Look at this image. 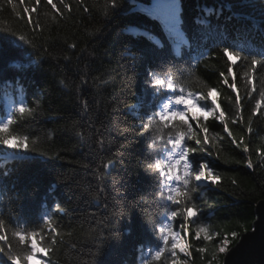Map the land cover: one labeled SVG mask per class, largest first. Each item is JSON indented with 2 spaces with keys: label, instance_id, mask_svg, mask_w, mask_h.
I'll return each mask as SVG.
<instances>
[{
  "label": "trees",
  "instance_id": "trees-1",
  "mask_svg": "<svg viewBox=\"0 0 264 264\" xmlns=\"http://www.w3.org/2000/svg\"><path fill=\"white\" fill-rule=\"evenodd\" d=\"M64 2L69 8L60 0H53L57 9L46 0L38 5L36 0H0V127L11 118L12 134L27 135L29 147L45 153L0 146V219L8 235L23 229L47 237L43 219L48 215L57 228L48 257L53 264H147L161 248L164 254L152 264H221V242L230 240L231 248L252 230L255 208L264 200V102L254 114L264 66L258 64L255 72L250 66L251 57L264 59V0H118L107 18L105 0ZM25 7L36 12L29 16ZM160 7H167L168 14L158 13ZM224 47L241 55L231 74ZM221 73L228 76L227 84ZM167 78L177 92L154 85L155 79ZM181 86L183 94L197 97L215 89L220 104L200 125L192 121V138L185 137L193 170L207 162L220 175L215 185H197L188 206L195 205L199 215L187 221L184 198L180 206L172 205L161 195L159 173L146 167L176 155L167 143L174 127L161 128L163 139L157 144L155 127L144 131ZM21 104L32 114L21 115L16 110ZM219 111L225 113L223 123ZM114 121L128 131L105 132ZM81 131L93 134L91 148L81 147ZM103 137L112 143L101 150ZM108 158L113 163L104 169ZM116 202L126 215L112 223ZM174 210L178 215L169 221ZM166 225L179 233L190 255L179 249L175 257L170 254L171 243L166 247L160 232ZM200 227L206 231L197 238ZM102 237L109 239L97 255Z\"/></svg>",
  "mask_w": 264,
  "mask_h": 264
},
{
  "label": "snow or ice",
  "instance_id": "snow-or-ice-1",
  "mask_svg": "<svg viewBox=\"0 0 264 264\" xmlns=\"http://www.w3.org/2000/svg\"><path fill=\"white\" fill-rule=\"evenodd\" d=\"M10 3V0H9ZM20 3H24V0H20ZM40 0H36V4L38 5ZM46 3L51 5L53 9H57V4L53 3V0H46ZM60 4L63 5L64 8H69V5L64 2V0H60ZM119 5L118 0H105L104 4V15L105 17H109L111 15V10ZM87 11V8L85 9ZM156 11L158 13L167 15L168 9L167 7L157 8ZM24 12L29 16L33 12H36L35 7H25ZM62 14V13H61ZM22 18V17H21ZM34 26H39V20L32 21ZM100 30L97 29V32ZM21 40L24 39L23 36L20 37ZM75 47V45H72ZM224 55L229 60L228 73L231 74L232 64L241 58L240 53L233 51L230 48L224 47L222 49ZM68 59V57H65ZM244 59H249L248 57H244ZM264 66V59H258L256 57L250 58V66L251 71L255 72L257 70V65ZM223 77V81L225 84L228 83V76L224 75V73L220 74ZM86 81H82L85 83ZM61 84H64V81H60ZM248 84L252 85V79L249 77ZM154 85L159 88H165L169 91L177 92V87L171 78L167 79H155ZM66 87V85H65ZM100 85H97L99 88ZM233 91H236L235 83L232 85ZM179 94L174 97L171 104L176 106V110H173L171 105H166L165 109L162 113H158L155 119L148 121L146 125H144V131L155 127L157 134L154 136V144H157V141L163 139V136L160 135L161 128L163 129H172L174 127L175 134L169 135L167 139V143L175 150V156H169L166 161L157 162L154 165H147L146 167L152 171L159 173L163 180L164 190L161 195L168 200L174 206H180L182 204L181 197H183V216L185 221L189 218H195L199 215V210L195 205L188 206L192 201V193L197 191V185L200 182L211 183L213 185L216 184L217 181L220 180V175L214 173L213 169L209 167L207 162H202L199 165L198 170H193L192 164L189 158L190 149L185 147V137L188 136L189 139L192 138V121H196L198 125H200L201 119H207L212 117L218 110H220V104L217 99V92L215 89L208 91L207 97H197L193 93L188 92L187 95L183 94L185 89L183 86L179 88ZM251 91H256L253 87ZM251 91L249 95H251ZM240 96H236V106L237 111L240 108ZM201 100L210 101L211 106H205L204 103H201ZM262 102H264V84H261V88L259 91V99L255 103L254 114L257 110L262 109ZM129 107H134V105H129ZM87 108V102L85 101L83 104V109ZM193 109L196 110L199 115L193 113ZM21 115L27 113L31 115V110H29L25 105L21 104L16 109ZM113 111H117V108H113ZM91 119V118H90ZM219 122L223 123L225 119V113L223 111H219ZM236 121L234 120L233 123ZM13 123L11 118L8 119L7 123L3 124L0 127V146L14 149L17 152H32L38 154L39 149L37 147H29V137L27 135L21 137L18 135H13L10 131V125ZM79 124H74V127H78ZM201 131L204 133H208L209 129L204 126H200ZM112 128L119 129L122 133L127 132V128H120L117 122H113L107 128L104 129L105 132ZM224 131L228 133L229 136L232 133L229 131L228 126L225 124ZM252 128L249 126L248 132H251ZM141 134V133H140ZM80 140L81 147L87 146L91 148L92 144V133L88 132L87 135L84 131L77 133ZM235 143V141H233ZM35 144V141H32ZM112 141L108 140L107 137H103L99 140V147L103 150L106 146H110ZM204 143H207V136H205ZM243 143V141H241ZM121 147H125V145H121ZM245 153L249 152V148L245 146L243 148ZM120 153H116L118 156ZM211 155V153H208ZM53 159H58L59 157H52ZM113 163L112 158H108L107 163L103 164L104 169H108V167ZM264 163V161H262ZM88 167V165H85ZM248 168H252L253 164L251 161L247 164ZM235 183V181H233ZM118 206L110 212V216L112 217V223L115 222V218L126 215V211L119 202H116ZM178 212L174 210L172 214L168 217L169 221H172L173 218L177 217ZM107 219V218H106ZM52 217L45 216L43 219V223L48 227L49 235L46 237L42 231L36 230H23L17 229L11 233V237L8 235L7 224L4 220L0 219V261H6V264H53V262L48 258L49 254L53 252V245L56 244V233L57 228L52 225ZM187 225H185L186 227ZM205 228L200 227L196 233L197 238H199L201 233H205ZM161 233H164L163 243L167 247L169 243H171L168 251L170 254L175 257L177 255V249L182 252L185 256H188L190 253L187 250V246L181 244V237L178 232L172 230L171 225H166L165 227L160 229ZM205 239H211L210 235H205ZM109 239V237H102L101 243L97 245V255L100 254V249L104 245V241ZM51 241L49 243L48 241ZM228 241H224V246L219 248L221 253H226L228 251ZM199 252L203 253L205 249L203 247L198 249ZM165 249L161 248L159 251H156L152 257V259L159 261L164 254ZM152 259L147 261V264H152ZM173 264H180L179 260L173 261Z\"/></svg>",
  "mask_w": 264,
  "mask_h": 264
},
{
  "label": "water",
  "instance_id": "water-1",
  "mask_svg": "<svg viewBox=\"0 0 264 264\" xmlns=\"http://www.w3.org/2000/svg\"><path fill=\"white\" fill-rule=\"evenodd\" d=\"M255 214L252 230L231 247L222 264H264V200L256 206Z\"/></svg>",
  "mask_w": 264,
  "mask_h": 264
},
{
  "label": "rangeland",
  "instance_id": "rangeland-1",
  "mask_svg": "<svg viewBox=\"0 0 264 264\" xmlns=\"http://www.w3.org/2000/svg\"><path fill=\"white\" fill-rule=\"evenodd\" d=\"M7 101H8V105H9V107L12 109V107H13V103H14V99H13V98H9ZM171 102H172V101L162 104V105L160 106V113H162V112L164 111L166 105H171V106L173 107V110H176V106H175V105H172ZM192 111H193V113H195L196 115H199V113H197L195 109H193ZM225 240L228 241V245H227V247H228V251H229L231 248H229L230 240H228V239H224V240L221 242L219 248H220L221 246H224V241H225ZM180 242H181V244L187 246V250H188V252H189L188 245L186 244V242H184L183 240H181ZM232 247H233V246H232ZM228 251H227L226 253H221V252L219 251V253L224 254V257H225L226 254L228 253ZM180 253L183 254L182 252H180ZM189 253H190V252H189ZM189 255H190V254H189ZM223 259H224V258H223ZM222 262H223V261H222ZM221 264H222V263H221Z\"/></svg>",
  "mask_w": 264,
  "mask_h": 264
}]
</instances>
